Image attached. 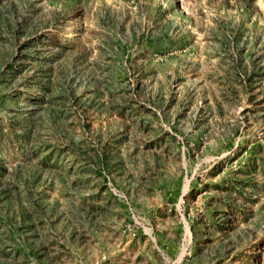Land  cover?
<instances>
[{
    "label": "rangeland",
    "instance_id": "obj_1",
    "mask_svg": "<svg viewBox=\"0 0 264 264\" xmlns=\"http://www.w3.org/2000/svg\"><path fill=\"white\" fill-rule=\"evenodd\" d=\"M0 264H264V0H0Z\"/></svg>",
    "mask_w": 264,
    "mask_h": 264
}]
</instances>
